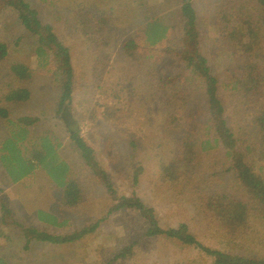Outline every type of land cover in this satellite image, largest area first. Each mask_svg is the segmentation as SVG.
Instances as JSON below:
<instances>
[{
    "label": "trees",
    "instance_id": "trees-1",
    "mask_svg": "<svg viewBox=\"0 0 264 264\" xmlns=\"http://www.w3.org/2000/svg\"><path fill=\"white\" fill-rule=\"evenodd\" d=\"M38 2L50 9L54 6V3H50L51 0ZM211 6L216 15L215 29L207 37L202 36L203 31L197 24L199 13L191 0H174V6L168 8L173 10L166 15L155 17L146 14L143 23L125 35L126 30L116 26V22L123 17L115 22L113 18L119 9L99 10L95 5L80 4L78 12H75L77 19L74 30L82 39V45L88 48V56L96 57L89 79L94 80V89L103 97L106 111L102 115L106 119L115 118V109L109 107V101H118L127 92V89L121 87L123 77L113 80L111 76L115 72L122 74L127 69L119 65V61L125 60L132 65L136 63L137 66L145 67L146 74L150 77V87L159 100L163 99L166 128L180 134V139L174 140L176 145H173L172 159L164 162L159 169L161 182H170L176 193L179 189L185 191L193 204H198L203 221L210 227L213 226L217 236L225 238L226 243L234 246L237 249L235 253L204 246L190 233L186 223L162 229L154 209L147 207L135 192L128 196L114 189L105 171L99 167L94 151L79 135V130L73 128L77 121L71 114L74 74L69 49L60 42L49 22L41 23L38 11L32 9L25 0H0V14L10 12L21 30H25L34 39L37 43L34 52L39 66L55 62L53 79L58 85V96L55 97L57 108H54V113L56 118L70 123L68 131L65 130L68 132L69 143L64 145L56 133L45 125L47 112L40 110L23 116L21 104L29 98L32 100L31 92L26 88L13 89L3 97L4 101L11 103L10 106L0 105V173L4 172L8 180L18 186L25 177H32L34 181L40 178L47 180L49 189L54 190L53 197L58 195L57 191L60 189L63 192V204L68 202V205H75L80 200V188L77 182L69 178L71 167L63 154L68 148L108 188L103 219L114 214L121 215L120 212L134 211L137 223L142 226V233L138 234L140 238L163 237L180 247L203 252L213 259V264H264V73L257 64L251 65L245 61H241L239 65L237 63V59L246 50L254 51L251 45L258 42L260 32L264 31V0H214ZM50 11L47 13L50 19L53 15L60 16L57 11ZM200 13L203 14V11ZM254 16L260 17L261 22H256ZM110 28L116 29L119 32L117 39H121L116 55L110 53L112 45L107 36ZM246 34H250V39L244 38ZM209 36L215 38L226 53L231 51L227 63V84L222 86L228 87L231 101L242 117L237 134L226 123L225 109L217 94L218 81L210 74L212 69L201 51V42L208 43ZM10 38L14 41L17 37L12 35ZM8 46V42L0 40L1 64L6 62L9 55ZM164 56L176 59L195 79L189 81L180 73L162 76L171 70L166 65H158L157 62L161 60H155ZM158 69L167 70L164 72ZM9 71L17 81L26 82L32 77L30 69L20 63L9 65ZM232 72L235 74L232 75ZM197 80L203 85L206 100L205 104H200L206 108L207 118L198 117V111L203 107L187 109L189 102L186 96L192 100L194 93L189 87L186 88V82L194 86ZM111 81L115 84L112 85ZM84 86L86 90L91 88ZM3 100L0 99V103ZM16 109L21 116L13 118L10 114ZM135 141L129 142L134 150L140 146ZM22 166L25 169L21 173ZM142 171V167L135 168L132 176L134 184H137L138 175ZM45 187L46 184H39V188L45 190ZM27 189L29 188H24V191ZM21 190L23 189L19 191ZM19 191L16 193L24 198V203L20 202L22 209L19 208L23 213L26 214L25 208L30 205V214L33 210H39L42 214L37 218L48 226L58 228L69 224L71 218L55 216L54 211L49 210L46 205L39 206V202H34L32 197H25L24 191ZM4 203L0 197V208L5 217L12 212ZM51 203L55 210L61 207L60 201L53 200ZM90 210H79L78 219L86 217V212ZM99 221L101 220L84 225L81 230L67 235L38 231L23 227L21 223L15 225L22 231L19 236L21 241L30 242L35 239L56 247L67 245L66 248H69L70 244L79 242L81 237L86 238L94 233L100 225ZM128 244L110 261L130 255L133 244ZM15 260L18 261L12 264L22 261L21 258ZM110 261L103 264H110ZM0 264L8 263L0 257Z\"/></svg>",
    "mask_w": 264,
    "mask_h": 264
},
{
    "label": "rangeland",
    "instance_id": "rangeland-1",
    "mask_svg": "<svg viewBox=\"0 0 264 264\" xmlns=\"http://www.w3.org/2000/svg\"><path fill=\"white\" fill-rule=\"evenodd\" d=\"M25 1L32 9L38 11V19L41 23H50L52 31L60 42L69 49L74 74L71 91L73 99L70 103L71 114L77 121L73 128L79 130V135L94 151L99 167L105 171L114 189L128 196L135 192L147 207L154 209L162 229L186 223L190 233L204 246L235 253L237 249L226 243L225 238L217 236L213 226L210 227L205 220L203 221L198 204H193V201L185 195V191L179 189L176 193L174 185L170 182H161V170L159 169L164 162L172 159L171 152L173 145H176L174 140L180 139V134L166 128V109L163 99L159 100L155 91L150 87V77L146 74L145 67L137 66L136 63L134 66L125 60L119 61V65H123L127 69L122 74L115 72L111 76L113 80L123 77L121 87L127 89V92L118 101H109V107L115 109V118L106 119L102 115L106 111L103 97L98 90L94 89V80L89 79L96 57L88 56L90 54L88 48L84 44L82 45V39L77 36V31L74 30L77 19L75 12H78L80 4L95 5L99 10L101 8L108 10L110 8L112 11L119 9L113 18H115V22L123 17L116 22V26L118 29H125V35L142 24L146 14L158 17V15H166L173 10L168 8L174 6V0H51L50 3H54L51 9L43 3H39L38 0ZM213 1L191 0L199 13L197 24L201 32L203 31L202 36L204 37L210 35L209 32L213 33L215 29L216 15L211 6ZM48 11H57L60 16L53 15L50 19L47 16ZM201 11L203 14L200 13ZM254 20L258 23L261 22V18L258 16H254ZM112 25L114 27V24ZM262 27L264 28V23ZM110 29L111 31L107 35L112 45L110 53L116 55L121 39H117L119 32L116 29ZM12 35L17 37L14 41L10 38ZM208 38H210L208 43L201 42V51L212 69L210 74L218 81L217 94L225 109L226 123L237 134V127L241 125L239 121L242 117H240V111L235 109V105L231 101L228 87L222 86V84H227L229 74L227 63L231 51L226 53L224 49L220 48V43L215 38L210 36ZM244 38L250 39V34H246ZM0 40L9 43V55L6 62L0 63V99L3 100L4 95L13 89L26 88L30 90L32 100L29 98L21 104L23 116H29L30 113L40 110L47 112L48 117L44 118L45 125L56 133L66 145L69 140L68 132L65 130L68 131L70 123L67 124L58 117L56 118L54 113L57 101L55 97L58 96V85L53 79V71H56L54 70L55 62H51L47 66L44 63V67L38 65L34 52L37 43L25 30H21L19 23L10 12L0 14ZM257 41L251 45L254 48L253 52L246 50L239 60L236 59L238 65L241 64V61L251 65L257 64L264 73V31L260 32V38ZM158 60H161L157 62L158 65H166L171 70L167 73L164 71L167 69H158L165 72V75L162 76L180 73L183 78H188L189 81L195 79L176 59L164 56L155 62ZM16 63L23 64L30 69L32 75L30 80L23 82L13 79L9 65ZM94 73L98 74L97 71ZM197 81L194 86H190L186 82V88L189 87L194 93L192 100L186 96L189 102L187 109L195 110L203 107L198 111L200 114L198 117L207 118L206 108L200 104L202 102L205 104L206 100L203 85L200 80ZM178 83L181 85V82ZM111 84L115 83L111 81ZM84 85L91 88L86 90ZM10 104L4 100L0 103V105L7 106ZM201 111L204 112L201 114ZM17 112L16 109L9 114L11 117L17 118L21 116ZM246 128L244 127V129ZM132 140H136L140 144L135 150L129 145ZM63 154L71 167L69 178L77 182L80 188V200L75 205H68V202L63 204V192L60 189L57 191L58 195L53 197L54 190L49 189L47 180L43 181L40 178L34 181L32 177H25L21 183L29 185L23 186L20 183L18 186L11 183L4 172L0 173V197L5 202V207L12 212L4 217L0 208V257H3L8 264H12L14 261H18L15 259L20 258L22 261L18 262L19 264H103L105 261L112 260L122 247L128 243L133 244V242L136 243L133 244L130 255L110 261V264H213V259L203 252L190 247H180L163 237L140 238L138 234L142 233V226L137 223L134 211L120 212L121 215L114 214L103 219L106 213L108 188L104 186L103 181H98L93 176V172L81 162L80 157L74 156L68 148ZM136 167H142L143 171L138 175L137 184H134L132 176ZM24 169L22 166L21 173ZM39 184H46L45 190L39 188ZM24 188L29 189L24 191ZM20 189L23 190L19 191ZM17 191H24L25 197H32L34 202H39V206L46 205L45 207L54 211L55 216H61L63 219L71 218L69 224L66 223L58 228L48 226L47 223L37 218L42 214L39 210H33L30 214V205L25 208L26 214L23 213L19 208L22 209L20 202L24 203V198L20 197L16 193ZM41 199L43 200L40 201ZM53 200L60 201L59 209L55 210L51 203ZM83 208L91 210L86 212V217L78 219L79 210ZM97 220L101 221H99L100 225L95 229L96 231L86 238L81 237L79 242L70 244L69 248H66L67 245L56 247L47 242H37L35 239L30 242L21 241L19 236L22 231L19 226L15 225V223H21L23 227L38 231H53L59 235H67L79 231L84 225L92 224Z\"/></svg>",
    "mask_w": 264,
    "mask_h": 264
}]
</instances>
